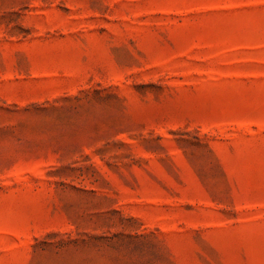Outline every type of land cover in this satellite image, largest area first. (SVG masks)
<instances>
[{
    "label": "rangeland",
    "instance_id": "obj_1",
    "mask_svg": "<svg viewBox=\"0 0 264 264\" xmlns=\"http://www.w3.org/2000/svg\"><path fill=\"white\" fill-rule=\"evenodd\" d=\"M0 264H264V0H0Z\"/></svg>",
    "mask_w": 264,
    "mask_h": 264
}]
</instances>
